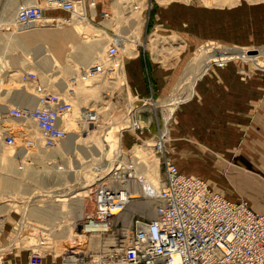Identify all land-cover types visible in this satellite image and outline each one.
Returning <instances> with one entry per match:
<instances>
[{
    "label": "rangeland",
    "instance_id": "1",
    "mask_svg": "<svg viewBox=\"0 0 264 264\" xmlns=\"http://www.w3.org/2000/svg\"><path fill=\"white\" fill-rule=\"evenodd\" d=\"M115 1L119 9L114 13ZM25 2L0 0V134L2 127L16 132L25 126L30 138L39 137L29 122L20 125L5 116L7 107L34 105L27 97L29 89L24 90L20 82L27 72L36 75L37 84L66 99L73 112L66 124V139L51 150H15L5 146L0 135V244L5 249L0 251V264H15L11 258L16 251L20 254L16 263L27 264L29 251L36 252L41 242V264H65L74 253H79L84 264L99 258L115 262L117 242L129 233L135 215L151 216L155 204L151 197L164 180L163 158L153 149L154 136L161 131L167 141L166 154L180 171L203 179L223 197L209 184L218 171L228 175V165L221 168L215 154L222 157L232 151L238 137L231 141L227 135V142L220 139L217 144L205 137L206 144L197 141L200 147L194 145L189 139L198 140L195 133L202 127L196 121L184 126L183 109L194 107L197 84L210 69L207 74L230 72L219 81L225 89L223 81L233 83L232 103L240 106L242 114L253 102L261 101L264 0H92L94 8L86 11L87 22L54 12L67 24L59 22L55 31L48 30L42 20L31 24L37 31L31 33L32 41L24 43L30 33L18 32L12 23L16 9ZM37 3L45 9L44 0ZM113 37L119 53L112 63L107 62L105 52ZM85 47L90 49L86 58L81 55ZM248 51L255 54L247 55ZM91 66L104 70L82 80V73ZM150 66L162 78L164 86L159 90L151 83ZM59 89L64 91L59 93ZM226 93L209 94L224 97ZM133 119L138 120L140 130H133ZM210 135L215 138L214 133ZM196 147L214 151L205 155ZM122 161L135 163L139 175V180L128 184L131 204L108 222L105 232L81 238L78 222L92 209L93 191ZM256 176L264 179V173ZM151 186L155 192L150 196ZM17 233L25 238L18 239L12 249L10 241ZM19 248L28 249L27 256Z\"/></svg>",
    "mask_w": 264,
    "mask_h": 264
},
{
    "label": "built area",
    "instance_id": "2",
    "mask_svg": "<svg viewBox=\"0 0 264 264\" xmlns=\"http://www.w3.org/2000/svg\"><path fill=\"white\" fill-rule=\"evenodd\" d=\"M45 2L71 14L70 18L74 4H83V0ZM42 18L40 8L35 5H20L14 15L18 27L35 24ZM105 53L107 62L117 57L119 52L114 37ZM103 70L102 66H91L82 73V79L91 78ZM20 81L31 86L26 91L27 96L33 98L34 105L7 107L5 116L20 125L32 124L39 134L40 148L52 149L66 136L64 119L70 105L61 96L36 85L31 73L22 74ZM137 121L131 120L130 125L136 127ZM2 129L0 135L5 146L15 150L33 148L34 142L25 126L16 132L9 127ZM161 137L160 132L154 136V148L156 153L162 152L164 158ZM163 168V189L151 197L155 202L152 216L145 219L135 215L129 233L117 242L114 251L118 256L113 264H264V213H254L245 200L232 202L223 198L202 180L180 174L168 161H163ZM106 176L93 191L92 209L81 227L95 221L107 225L120 216L126 205L125 197L121 196L127 193L124 186L139 180L135 177L133 165L123 162L116 164ZM36 252L29 251L27 264H41V254Z\"/></svg>",
    "mask_w": 264,
    "mask_h": 264
},
{
    "label": "crops",
    "instance_id": "3",
    "mask_svg": "<svg viewBox=\"0 0 264 264\" xmlns=\"http://www.w3.org/2000/svg\"><path fill=\"white\" fill-rule=\"evenodd\" d=\"M26 1H27L25 2L26 5L36 4L35 3L36 0H26ZM88 1L89 0H84V2H88ZM115 4L116 6L113 7L114 13L119 9V5L116 1ZM26 36H30V37H26L24 43L32 41V39L34 38L31 33ZM82 51H84V53L81 55L86 58L90 49L88 47H85L83 48ZM150 69H151L150 70L151 83L154 85L153 87L155 89L159 90V88H162L164 86L162 83V78L160 79L159 78L160 76H157V70L152 68V66H150ZM211 70L212 69L208 70L207 72ZM207 72L204 73L201 76V78H203L206 75L207 76L204 77V79H202L201 82L197 84V91L199 96L196 100L197 101L196 104L194 105V107L191 105L190 106L186 105L184 106L183 109L182 118L184 121L183 122L184 126H187L188 124L191 125L193 121H196L197 126L202 127L200 132L197 131L198 133H195L198 134L199 139L198 140L195 139L196 137L194 136L195 135L194 134L192 135V138L194 136L193 140L189 139V142L198 141L206 144L205 137H209L211 140L210 143L217 144L220 141V139H222L221 141L227 142L229 139L227 138V135L231 136L230 137L231 141H234L233 137L234 138L238 137V140L237 141L235 140V145L233 146L232 151H230L231 155L229 154L230 152L221 154L222 157L217 156L215 154V156L218 157L217 159L220 162L219 164H221V168H223L225 165H228L229 167V168L227 167L228 175L227 174L223 175L220 173V171H218L219 175L217 176L214 175V180L213 179L209 180V184L214 187V190L221 193L223 197L228 199L229 201L235 202L236 200L238 201L240 199L243 200L245 199L247 200V203L253 212L264 213V185H262L264 183V179H260L256 176V174L260 175L264 173V95L260 102L257 103L253 102L252 104L249 102L251 105L248 106L249 107L248 110H242V112H244L242 114L240 106L238 104L232 103V99L235 100V91H230V89L234 87L233 83L232 82L225 83V81H223L222 83L226 85L225 87H227L225 89L224 86L220 84L221 81H219L224 79V77H227L226 75H228L230 72L219 71L208 74ZM161 74L164 75L166 73L164 74L161 73ZM156 78L159 80H156ZM76 79L77 76L72 79L73 80L72 82L74 83V80ZM82 80H85V78ZM144 86L145 84L143 83V88ZM57 87L66 89L61 85ZM46 89L48 90V88ZM62 89H59V93L64 91ZM224 89L227 90V93L225 95L227 100L225 101H223L224 100L223 98L225 96L222 97L221 95L220 97H218V94H215L214 96H212L213 94L212 95L209 94L212 91L214 93H217L220 90L223 92L225 91ZM208 95H211V97L207 98ZM27 97L28 100L33 99L30 96ZM246 104L248 105V103ZM191 110L196 112L195 116L189 114V111ZM204 125H206L207 129L203 128ZM210 133H214L215 136L214 139L210 137L211 136ZM201 139L203 140L200 141ZM184 141H188V140H184ZM195 142L193 144L200 147V145H197L199 143L198 142L195 143ZM197 149L205 152V155H207L208 153L211 154L212 151H214V150L205 151L204 149H206V147L197 148ZM185 153L187 154V152ZM68 154H72L71 151L70 153L68 151ZM186 162L187 164H189V160ZM229 173L231 176L229 175ZM78 223H76L75 225L77 226ZM94 236L95 235H93V237ZM23 238L25 237H22L17 233L14 236V238L11 239L10 241L11 248L13 245L16 246L15 242H17L18 239H23ZM2 239H3L2 241L6 240L4 238V234H2ZM41 248L42 247H40V249ZM19 249L22 250L23 252L26 251L24 254L25 256H27L29 251L28 249L26 250H23V248L22 249L19 248ZM18 255H20L18 251H16L12 255L11 259L14 260L15 264H19L16 263L18 260L17 259ZM25 256L24 257L22 256L23 260L25 259Z\"/></svg>",
    "mask_w": 264,
    "mask_h": 264
},
{
    "label": "bare ground",
    "instance_id": "4",
    "mask_svg": "<svg viewBox=\"0 0 264 264\" xmlns=\"http://www.w3.org/2000/svg\"><path fill=\"white\" fill-rule=\"evenodd\" d=\"M90 2H92V0H89V3ZM36 4H34L35 6H37L38 8H40V10H41V12H42V15H44L43 16V18L41 19L42 20V22L44 21V23H45V27L47 28V27H49V28H47L48 30H50V31H55L56 29H58V27H60L61 25H60V23H65L66 22V24H67V20H65V19H61V18H56V17H54L53 15L56 13V12H59V11H61L60 9H56V8H54L53 6H51V5H47L46 4V2H45V0H44V6H46L45 7V9L44 8H42L41 7V5H39L37 2H35ZM87 3V2H86ZM85 4V2H84V0H83V4L82 5H80V3H75L74 4V12H73V14H72V16H77L78 18H81L82 20H84V21H86L87 22V18L85 17V16H87V12L86 11H89V10H93V8H94V4L92 5V6H90V4ZM26 6H31V4L30 5H26ZM129 6V5H128ZM127 7V6H126ZM46 9H48V10H46ZM128 9V8H127ZM133 9H135V8H133ZM45 10L47 11L46 13L48 14V16H46L45 17ZM10 12L9 13H11V11H12V9H10L9 10ZM55 12V13H54ZM52 14V15H51ZM71 15V14H70ZM76 17V18H77ZM40 20V21H41ZM40 21H38V22H36L35 24H37V23H39ZM57 22V23H56ZM60 22V23H59ZM13 26L15 27V29L18 31V32H20V33H32V32H34V31H37V28H34V26L33 25H27V26H23V27H18L16 24H15V21H13ZM41 24V23H40ZM39 24V25H40ZM25 40V39H24ZM30 40V39H29ZM119 51V48L117 47V52ZM113 63V62H112ZM116 63V62H115ZM27 73H30V72H27ZM32 74V73H31ZM34 76H35V84L36 85H38V86H40V87H43V86H41V85H39V84H37V78H36V75L35 74H33ZM21 82V81H20ZM21 84H22V82H21ZM24 86V87H23ZM22 87L24 88V90H26V88H28V89H31V86H29V85H23L22 84ZM45 88V87H44ZM46 89V88H45ZM27 92V91H26ZM63 100L65 101V102H67L64 98H63ZM67 103H69V102H67ZM69 105H70V110H69V113L66 115V118L64 119L65 121H64V129H65V131H66V124H67V122H68V119H69V116L71 115V113H72V105L69 103ZM28 107H30V106H28ZM131 126H132V124H131ZM132 128H133V130L134 131H138V130H140V128H139V122L137 121V125H136V127H134V126H132ZM161 135H162V139L160 140V141H162V148H161V150H164V158H163V161H168L170 164H172L175 168H176V170L180 173V174H182L183 176H187V177H189V178H194V179H198V180H203V179H201V178H198V177H195V176H191V175H188V174H185V173H183V172H181L180 171V169L178 168V166L176 165V164H174L173 162H172V160L168 157V155L166 154V139H165V136H164V134L162 133V131H161ZM15 136V135H14ZM29 136V135H28ZM66 137H67V131H66V136L62 139V141H60L57 145H59L61 142H63L65 139H66ZM16 138V137H15ZM30 138V137H29ZM17 139V138H16ZM30 140L31 141H33L34 142V146H33V148L34 147H38V148H40V143H39V137L37 138V139H32V138H30ZM16 143H17V140H16ZM56 145V146H57ZM55 146V147H56ZM154 146V145H153ZM54 147V148H55ZM14 148V147H13ZM41 149V148H40ZM53 149V148H52ZM153 149H154V151H155V148L153 147ZM24 150H26V149H24ZM31 150V149H30ZM29 149H28V151H30ZM43 150V149H42ZM45 150H51V149H45ZM28 151H26V152H28ZM156 152V151H155ZM161 156H162V152L161 153H159ZM123 162V161H122ZM127 163H129V164H131V165H133V171H134V173H135V177L137 178V179H139L138 177H139V175H138V172H137V169H136V166H135V163H132V162H129V161H127ZM162 165H163V162H162ZM106 166H108V165H106ZM113 168V167H112ZM111 170V169H110ZM163 172H164V168H163ZM109 173V172H108ZM107 173V174H108ZM164 178H165V174H164ZM204 181V180H203ZM97 182V181H96ZM164 180L162 181V183H161V186H159V188L157 187V189H158V191L157 192H160V190L161 189H163V184H164ZM205 183V182H204ZM129 184V183H128ZM128 184H126L125 186H124V188L127 190V193L125 194V195H121L122 197H125V199H126V205H125V208H124V211H123V213L126 211V207H128V205L129 204H131V201H132V198H133V193H132V189L129 187L130 185H128ZM205 184H207V183H205ZM150 190L151 191H149V193H150V196L155 192V189H154V187H150ZM156 192V193H157ZM154 196V195H153ZM128 209V208H127ZM122 213V214H123ZM121 214V215H122ZM147 215H150V213H147ZM151 216H152V214H151ZM141 217H143V218H145V216L144 215H141ZM81 224H83V222H81L80 224H79V226L81 225ZM81 227V226H80ZM79 227V228H80ZM106 225H104V224H101V222H98V221H95V223L93 222V223H90V224H86V225H83L80 229H81V231L80 232H78V236H80L81 238H83V237H85V238H92L93 237V235H96V237H97V235L98 234H101V233H103V232H105L106 231ZM100 236V235H99ZM95 237V236H94ZM42 243V242H41ZM43 244V243H42ZM0 246H1V248H0V250H2V253H3V251L5 250L4 249V247L0 244ZM41 245H38L36 248L39 250V247H40ZM38 250H35V251H37L38 252ZM38 253H40L41 254V252L39 251ZM70 254V253H69ZM78 254L79 253H74V254H72V256H69V257H67L66 259H65V264H78L79 262H80V264H84V263H82L81 262V259L79 258V256H78ZM114 262L113 261H107L106 259H101V258H99L98 260H96V261H94L92 264H113Z\"/></svg>",
    "mask_w": 264,
    "mask_h": 264
},
{
    "label": "water",
    "instance_id": "5",
    "mask_svg": "<svg viewBox=\"0 0 264 264\" xmlns=\"http://www.w3.org/2000/svg\"><path fill=\"white\" fill-rule=\"evenodd\" d=\"M247 55H252V54H255V51H248L246 52Z\"/></svg>",
    "mask_w": 264,
    "mask_h": 264
}]
</instances>
